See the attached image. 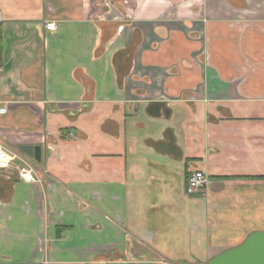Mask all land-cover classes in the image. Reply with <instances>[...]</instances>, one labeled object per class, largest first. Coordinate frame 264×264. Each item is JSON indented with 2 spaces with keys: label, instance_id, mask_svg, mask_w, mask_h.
Wrapping results in <instances>:
<instances>
[{
  "label": "crops",
  "instance_id": "obj_1",
  "mask_svg": "<svg viewBox=\"0 0 264 264\" xmlns=\"http://www.w3.org/2000/svg\"><path fill=\"white\" fill-rule=\"evenodd\" d=\"M0 11V138L42 147V182L0 169V264H207L264 231V0Z\"/></svg>",
  "mask_w": 264,
  "mask_h": 264
},
{
  "label": "built area",
  "instance_id": "obj_2",
  "mask_svg": "<svg viewBox=\"0 0 264 264\" xmlns=\"http://www.w3.org/2000/svg\"><path fill=\"white\" fill-rule=\"evenodd\" d=\"M2 14L0 11V23L2 22ZM45 26L49 30H54L57 27L56 21H48ZM2 67L0 66V74ZM10 111V107L6 102L0 101V118L6 115ZM34 157L25 153L21 148L18 150L9 149L5 142L0 138V169L10 168L15 166L18 170L19 176L22 180L30 183L42 182V179L38 176L34 162ZM210 179L203 171H196L188 176L186 191L188 194H198L203 192L206 186L209 184Z\"/></svg>",
  "mask_w": 264,
  "mask_h": 264
},
{
  "label": "water",
  "instance_id": "obj_3",
  "mask_svg": "<svg viewBox=\"0 0 264 264\" xmlns=\"http://www.w3.org/2000/svg\"><path fill=\"white\" fill-rule=\"evenodd\" d=\"M20 148L41 161V145H22ZM207 264H264V231L252 233L242 244L220 253Z\"/></svg>",
  "mask_w": 264,
  "mask_h": 264
}]
</instances>
